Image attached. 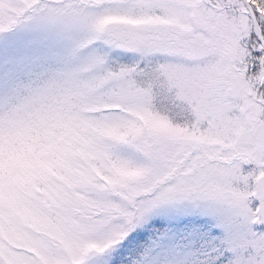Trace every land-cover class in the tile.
<instances>
[{
    "label": "snow or ice",
    "instance_id": "1",
    "mask_svg": "<svg viewBox=\"0 0 264 264\" xmlns=\"http://www.w3.org/2000/svg\"><path fill=\"white\" fill-rule=\"evenodd\" d=\"M0 264H264V0H0Z\"/></svg>",
    "mask_w": 264,
    "mask_h": 264
}]
</instances>
